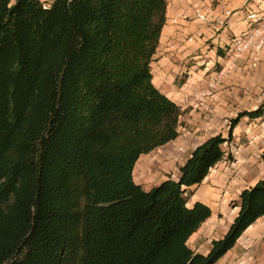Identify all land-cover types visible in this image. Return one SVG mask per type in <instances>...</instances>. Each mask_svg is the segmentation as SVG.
Masks as SVG:
<instances>
[{
    "label": "trees",
    "instance_id": "16d2710c",
    "mask_svg": "<svg viewBox=\"0 0 264 264\" xmlns=\"http://www.w3.org/2000/svg\"><path fill=\"white\" fill-rule=\"evenodd\" d=\"M167 0H0V264H215L264 216V178L243 188L204 254L210 216L187 193L224 157L241 117L145 190L140 155L175 139L183 110L153 82ZM264 157V153H263Z\"/></svg>",
    "mask_w": 264,
    "mask_h": 264
},
{
    "label": "crops",
    "instance_id": "0c3cea01",
    "mask_svg": "<svg viewBox=\"0 0 264 264\" xmlns=\"http://www.w3.org/2000/svg\"><path fill=\"white\" fill-rule=\"evenodd\" d=\"M259 1L167 0V19L152 61L153 82L184 112L178 136L136 161L133 178L145 190L169 176L178 177L179 167L198 144L218 133L228 136L231 118L264 102V49L253 68L248 52L236 60L230 56L231 37L251 29L245 8L257 7ZM225 149L233 160L224 157L211 168L200 184L191 187L188 200L211 208L188 239L192 249L204 254L212 239L228 230L241 190L264 178V113L241 117ZM231 200L235 202L230 206ZM218 262L264 264V216L248 226Z\"/></svg>",
    "mask_w": 264,
    "mask_h": 264
},
{
    "label": "built area",
    "instance_id": "2783aa9c",
    "mask_svg": "<svg viewBox=\"0 0 264 264\" xmlns=\"http://www.w3.org/2000/svg\"><path fill=\"white\" fill-rule=\"evenodd\" d=\"M245 10V20L251 24V29L231 37L230 56L232 60H236L248 52L252 58L251 67L253 68L257 65L259 54L264 49V0H260L257 7H246ZM198 17L206 19V16L200 13Z\"/></svg>",
    "mask_w": 264,
    "mask_h": 264
},
{
    "label": "rangeland",
    "instance_id": "374dc122",
    "mask_svg": "<svg viewBox=\"0 0 264 264\" xmlns=\"http://www.w3.org/2000/svg\"><path fill=\"white\" fill-rule=\"evenodd\" d=\"M193 189H190L189 191H188V193H187V200H189L190 198L189 197H191V195H192V193H193V191H192ZM234 200H231L230 201V206L232 205V204H234ZM189 204H193V203H190V202H188ZM219 236H215L214 238H218ZM5 264H7V263H5ZM215 264H220L219 262L218 263H215Z\"/></svg>",
    "mask_w": 264,
    "mask_h": 264
}]
</instances>
